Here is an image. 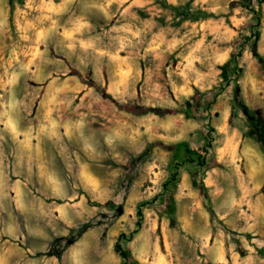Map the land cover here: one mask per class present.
Wrapping results in <instances>:
<instances>
[{"label": "rangeland", "instance_id": "rangeland-1", "mask_svg": "<svg viewBox=\"0 0 264 264\" xmlns=\"http://www.w3.org/2000/svg\"><path fill=\"white\" fill-rule=\"evenodd\" d=\"M0 264H264V0H0Z\"/></svg>", "mask_w": 264, "mask_h": 264}, {"label": "trees", "instance_id": "trees-1", "mask_svg": "<svg viewBox=\"0 0 264 264\" xmlns=\"http://www.w3.org/2000/svg\"><path fill=\"white\" fill-rule=\"evenodd\" d=\"M9 1V6H10V9H11V13L13 12L14 10V2L16 1V3H18L19 5H22L24 0H8ZM91 22H93L92 20H90ZM259 19L257 18V23H259ZM259 125H262L261 123ZM145 204H148V203H145ZM143 207V205H140L139 208H138V217H139V223H137V226L140 225V221L142 219V211L140 210V208ZM116 248L119 252H121L120 248L118 247V245H116Z\"/></svg>", "mask_w": 264, "mask_h": 264}]
</instances>
